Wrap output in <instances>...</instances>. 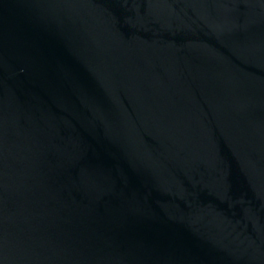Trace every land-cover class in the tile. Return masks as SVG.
Here are the masks:
<instances>
[{"label":"water","instance_id":"water-1","mask_svg":"<svg viewBox=\"0 0 264 264\" xmlns=\"http://www.w3.org/2000/svg\"><path fill=\"white\" fill-rule=\"evenodd\" d=\"M0 264H264V0H0Z\"/></svg>","mask_w":264,"mask_h":264}]
</instances>
